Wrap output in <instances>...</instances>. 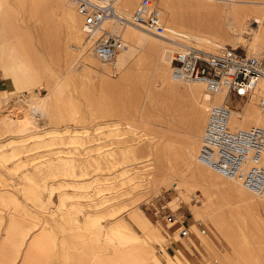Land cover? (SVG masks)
Here are the masks:
<instances>
[{
	"label": "bare ground",
	"instance_id": "1",
	"mask_svg": "<svg viewBox=\"0 0 264 264\" xmlns=\"http://www.w3.org/2000/svg\"><path fill=\"white\" fill-rule=\"evenodd\" d=\"M29 1L34 14L40 9L45 11V8L48 7L46 9L49 10L47 12L48 17L53 13L51 9L54 8L53 10L59 11L56 12L63 19V21L62 19L60 21L63 23L65 38L62 37V41L56 40L55 49L59 54L61 53L62 58H60L62 60L58 61L63 66L58 70L55 69L52 81H49L50 83L45 88L46 90H42L46 91L44 95L39 94L40 90L38 88L37 93L25 99V88L34 87L38 82L37 77L39 76L36 74L37 72L34 73L30 69L31 67L19 58H13L14 60L12 59L11 63L9 61L7 65L1 64L2 72L11 79L13 89L9 93L4 91L5 94L0 97V127L4 128V132H0V137L4 133L11 134L5 144L0 142V164L13 158L15 159V164L7 167L8 172L15 171L19 167L28 164L34 172L41 175L40 177L58 179V184L65 185L68 183L69 187L77 185L79 178L87 177L90 179L89 174H91L90 171L92 169L88 168L93 166L94 171L98 175L95 177L98 181L95 184L97 192L91 194L96 195L98 193V195L96 197L91 194L87 195L92 197L90 198L92 202L73 201L67 205L61 201L56 205V209L52 213L63 220L72 221L74 228H79L83 224L95 226L97 230L91 237L94 241H99L101 233L107 245H111L110 247L106 245L107 251H104L103 254L111 255L112 253L111 256L118 258V264H120L121 260L123 264H162L154 255L150 243V239L160 240L162 236L156 226L146 225L144 218L138 212L139 206L137 205L149 196L152 186L155 188L153 194H158L162 191L161 188H166L167 186L174 189L176 195L168 203L177 204L180 200L187 202V199H191L193 196L187 195V190L195 183H199L204 186V189L207 188L209 192H212L206 196L207 200L206 202L204 201L205 203L202 204L201 208H197L196 205H189L193 215L198 218L202 217L212 220L211 222L214 223L216 229L221 232L232 247V254L226 251L222 252L209 242L206 236L201 235V243L211 255L210 262L212 264H261L258 260V254L261 253L260 243L262 240L257 245L252 243V241H258L264 237V189L260 192H255L244 186L237 178L227 177L204 164L198 157L209 110L215 106L226 104L228 106L232 103L231 97L237 96L229 94L226 97L223 91L210 92L201 82L177 80L171 75L169 63L171 54L175 50L194 47L198 50L201 49V51L214 53L219 47L224 45L227 39L234 42L233 46L231 45L232 43L230 44L234 48L241 46L248 54L264 55V0H156L153 8L157 6L161 9H157L155 12L165 28L164 34L157 39L151 38L149 34L139 30V27L137 28V26L122 19H105L103 22L105 29L119 28L121 30L123 47L117 52L109 65L101 63L102 66L99 67L81 30V17L70 0ZM140 1L116 0L114 6L119 15L127 18ZM135 2L137 3L136 5ZM24 3L25 0H0V9L2 8L1 5L6 6L5 4H7L8 8L12 7V11L8 10L7 12L8 16L13 11L16 16H20L22 14L21 7ZM150 4L152 5L151 1ZM203 13L207 14H204L207 18L202 17ZM14 14L12 13V15ZM45 16L43 14V17ZM45 21L47 26L45 27L44 24L43 26L47 30L49 28L48 23L50 24L52 20L50 22L48 20ZM251 23L256 24L251 25ZM55 26L56 24L54 29L51 28L53 31ZM37 27L39 28V26ZM43 28L42 30H44ZM56 29L58 28L56 27ZM67 47H70V49H67ZM14 51L15 49L13 50L12 47L10 49L11 57H14ZM1 57H3V60L4 56ZM1 57L0 63H2ZM15 57L17 58V56ZM23 60L25 61V59ZM112 68L117 71L118 76L116 79L111 80L110 77L112 75L110 76L109 74ZM148 71L153 73L155 82L158 83L152 85L149 90L148 99L150 102H153L155 97L157 99L158 96L166 98L168 101L169 99L171 101L172 98L188 96L189 98L191 97V100H199L198 115L196 108L195 110L192 108V119L190 118L191 120L187 122V135L177 150L176 156H174L178 157V165L181 166L179 168L181 172L179 174L170 173L168 179L165 180L163 179V174L161 178V175L157 174V172H164V169L174 172L173 169H175L174 166L170 165L171 163L169 164L172 157L169 154L172 152V141L168 137L170 133L166 131L170 129L165 132H155V135H153L152 144L148 145L145 154L142 155L149 160L143 172L141 170L132 172L130 167L122 166L123 161H128L131 157L136 158L134 156L135 145L129 142L134 139L128 140L121 136L135 127L133 117H129V113L133 111L128 113V107L130 108L131 105L130 103L126 104V101L122 99V90L126 86L124 85L125 82L129 81H137L142 90H146L147 87H145L144 82L147 79V74H149ZM76 76L86 79L88 85H94L93 90H98L100 93V99L98 101L96 99L97 105L94 103L97 109H94L92 104V100L95 99L92 97L91 100V97H89L95 96V91L91 94L92 89L89 91L90 88H88V92L86 89L81 92V96H77L74 95L72 87L69 89L72 84L74 85ZM180 82L189 83L185 84L187 90H180ZM129 86L127 84L128 89H132ZM259 86L260 88H256L248 98H242L247 100L242 105L236 103L240 108L232 109L231 106V108L228 106L230 109L228 127L231 130L264 124V114L258 105V99L264 93L263 82H260ZM157 87L159 88L157 89ZM118 90H121V94ZM128 91V94H130V90ZM124 93L128 96L126 91L123 92V95ZM115 94H120L121 96L119 97ZM81 98L86 102L84 107L89 111L91 119L95 120L94 125L97 126L95 129H99L94 134L102 132L100 135L94 137V135H89L88 132L76 134L69 129L58 131L48 128L47 125L54 117L56 111L64 105L74 119L75 113L78 112V103ZM173 107L170 103L163 106L167 114L173 113L175 110ZM90 110L96 112V114L90 112ZM181 113H184V109ZM100 118L105 120L99 121L98 119ZM176 119L177 117H175ZM179 120L181 121V119ZM184 124L183 126L185 127ZM83 136H87L85 141L82 140ZM109 136L111 138L118 136V138L109 141ZM101 138L104 140H101ZM86 142L87 144L89 143V146L82 147L85 148L83 151H78L74 148L67 150L68 146H62L68 143L72 145L79 143L84 146ZM56 144L57 146L51 147V145ZM159 144L164 145L165 153H159L162 150L158 147ZM6 145L9 147L8 149L4 148ZM74 146L76 147V145ZM257 164L264 167V148ZM158 168L160 171H157ZM124 171H129L126 181H122L120 178ZM158 177L160 178L158 179ZM32 178H34L33 174L22 173L19 179L32 181ZM45 183L43 180L38 186H45ZM160 183L165 185L162 186ZM9 187L13 189L11 184H9ZM52 190L53 188L50 186L49 191L52 192ZM213 193L223 195L224 198H222L226 199V201L222 200L223 202L221 203L219 201L218 205L215 204L216 206L209 208L207 203L211 202ZM229 198L233 200L228 201ZM84 206L85 208H83ZM239 207L243 208H240V210L238 209ZM81 208L85 210L83 221L82 224H76L79 223L78 219L70 214V211L77 212ZM65 211H69V213L66 212L65 217H63V212ZM47 222L52 224L51 220ZM131 222L143 227V236L137 235L133 231ZM168 223L169 231L174 235L173 238L182 237L180 235L181 230L186 229V227H183L184 221L182 217L176 216L173 221ZM13 228L18 230L15 238L13 237L14 234H11ZM38 228L34 223L21 226L10 221L7 231L5 229V232L1 233L2 228L0 229L2 242L10 241L12 239L11 236L14 238L12 239V242L14 240V246L11 245L12 243L9 244V241L7 242L10 247L12 246L11 250L14 253L9 256L11 258H8L9 261L7 260L6 264H20L21 260L23 264L32 262V253L39 251L42 245L40 236L43 232H40L42 228L36 232ZM15 229L14 231L16 232ZM12 252L10 251V253ZM164 256L168 264H175L171 260L172 256L165 251ZM94 261L99 262L101 259L95 256Z\"/></svg>",
	"mask_w": 264,
	"mask_h": 264
},
{
	"label": "rangeland",
	"instance_id": "2",
	"mask_svg": "<svg viewBox=\"0 0 264 264\" xmlns=\"http://www.w3.org/2000/svg\"><path fill=\"white\" fill-rule=\"evenodd\" d=\"M138 1L139 0H137V2ZM150 1L154 7L156 4V0H150ZM136 4L137 3L135 2V5ZM5 5L6 6L1 5L2 8L0 9V26H1L0 27V57L4 56L3 60H2L3 57H1L2 63H0V97L3 94H5V92L9 93L13 89V86L11 85V79L9 78V76L4 75L2 72V65H7L9 61L11 63L13 58L21 59V61H23L25 64L31 67L30 69L33 70L34 73L37 72L36 74L39 76L37 77L38 82L35 84L34 87L25 88V99H28L31 96H33L35 93H37L38 88L40 90L39 94L44 95L46 91H42V90H46L45 88L48 86V83L52 81L55 69L58 70L60 69L61 66H63V64L62 63L59 64V61H58V60H62L61 59L62 56L60 55L61 53L59 54L55 49L56 42L58 40L62 41V39L65 38L64 32H63V23H62L63 19L58 16L59 14L58 10L56 9L53 10L54 8L51 9V11L53 12L52 13L53 17L52 15L48 17L47 12L49 10H46V9H48L49 7L45 8V11L40 9L38 10L39 13L38 11H36L34 14V12H32L31 10L29 0H25L24 5L21 7L22 14L20 16L19 15L16 16L14 14V11L12 12L14 15L10 13L9 14L10 16H8L7 12L8 10H11L12 7L8 8L7 4ZM157 9L161 10L156 6L154 10L157 11ZM42 13L44 14V16L45 15L46 16L43 17ZM28 14H30L31 16ZM204 14L206 13H203L202 17L207 18L206 17L207 14L205 16ZM19 18H22V19H19ZM42 18L44 22L42 21ZM54 18L56 21L54 20ZM60 19H62V21H60ZM45 20H48L49 22L52 20L54 22V23L52 21L50 22V24L52 23L53 26L52 24L50 25L48 23V26H49V28L47 27L49 29L48 32H47L48 29L45 30V27L47 26L45 25L46 24ZM1 23L2 24L4 23V24L2 25ZM43 24L45 27L43 26ZM55 24H56L55 30H57L58 33L55 32V30L53 31L51 29V28L54 29ZM255 24L256 23H251V25H255ZM37 26H39V28ZM56 27L58 29H56ZM59 27H60V30H59ZM42 28L44 30H42ZM138 29L149 34V36L153 39H157L160 37L152 33L146 32L140 27ZM44 31H46V33H44ZM233 43L234 42L230 41V39H227L224 45L233 46L234 45ZM12 47H13V50L15 49L14 54H13L14 57H11L12 54L10 52V49H12ZM236 48L239 50L245 51L241 46H238ZM67 49H70V47H67ZM69 52L71 51L69 50ZM204 52H207V51H204ZM15 56H17V58ZM23 59H25V61ZM95 60L98 62L97 63L98 67L102 66L101 63L97 59ZM30 62H31V65H30ZM111 72L109 74L110 76L112 75L111 77L109 76L110 79L111 80L116 79L118 76V73H116L117 71H115L114 68H112ZM127 84L128 86L131 85L129 86V88L131 87L132 89H128ZM154 84H158V83L155 82L153 73L149 72V74H147V79L144 82L145 87H147L146 90H142V87L139 86L137 81L125 82L124 85L126 86L122 91L123 92L126 91L128 96H126L124 93L125 95L124 97L123 92L121 94L120 93L121 90L120 91L118 90L119 93L122 95V99L126 101V104L130 103L131 107L130 108L128 107V113L133 111L132 113H129L130 114L129 117L131 116L133 117L134 124H135V127L133 128V130H129L126 134H122L121 136L122 137L124 136L123 138L128 139V140L134 139V140H131L132 142L131 141L129 142L135 145L134 146L135 147L134 156H136V158L134 159V157L133 158L131 157L130 160L123 161L122 166L130 167L132 172L136 170H139V171L141 170V172H143L145 168L147 167L146 165L149 163V160L145 159V157H143L142 155L145 154L146 148L148 147V145L152 144L153 135H155V132H162V131L165 132L167 129H170L169 131H166L170 133V136L168 137L172 141V150H171L172 152L169 153L170 157L171 156L172 157H171L169 164L171 163L170 165L174 166L175 169H173L174 172L169 171L167 169H164V172H162L160 171L159 168L157 169V171H160V173L157 172V174L161 175V178L164 176L163 179L165 180V179H168V177L170 176V173L179 174L181 172V169H179L181 168V166L178 165L179 164L178 157H174V156H176L177 150L179 149L180 145H182L187 135V131H188L187 122L192 119V115H193L191 113L192 112L191 109L193 108V110H195L196 108V112L198 115L199 100L198 101L197 100L195 101L194 99L191 100V97L189 98L188 96V97H180V98L176 97V98H172L173 101L172 99L171 101L170 99L168 101V99L166 98L164 99L163 97L158 96L157 99L155 97L153 102H150L148 99L149 90L151 89V86ZM185 84H189V83H181V82L179 83V88L181 91L187 90ZM71 87L74 90V95H77V96H81L80 95L81 92L86 89L88 92V88H90L89 91L92 89L91 94L93 91H95L96 95L94 94L95 96L92 95L89 97H91L90 98L91 100H92V97L93 99H95V100H92L93 101L92 104L94 105L93 108L97 109L95 104L100 99V93L98 92V90H93L94 85L92 84L88 85L86 79H84L81 76H76L74 80V85L72 84L69 89H71ZM158 88L159 87H157V89ZM128 90H130V94H128L129 93ZM134 90L136 91L134 92ZM133 93L134 94L136 93V94L134 95ZM120 94L119 95L115 94V95L120 97L121 96ZM181 98H185V99L182 100ZM231 98H232L231 99L232 103H230L229 105L232 107V109L240 108V106L238 107L236 103H240L242 105L245 101H247L245 99L234 97V96H232ZM84 103L86 104L84 99L83 100L82 98L79 99V103H78L79 108H78V112L75 113L74 119L70 116V113L67 110V107L65 105L62 106L60 109H58V111H56L54 117L50 120V123L47 125L48 128H53L58 131H64V130L69 129V130H72V133H76V134H85V132H88L89 135H92V136L94 135V137L100 135L102 132L101 133L97 132L96 134H94V132L99 131V129L98 128L95 129L97 127L94 125L95 120L91 119L92 117L90 116L89 111L85 109L86 107H84L85 106ZM167 103L168 104L170 103V105H173L174 106L173 108H175L172 114L168 113L169 115L164 111V108H163L164 104H167ZM183 109H184V113H181ZM90 112H94V111L90 110ZM94 113L96 114V112ZM174 116L177 117L176 120ZM181 117L184 119H182ZM178 119H181V121L180 120L178 121ZM98 120L104 121L105 119L100 118ZM170 121H171V124L169 125ZM183 123H185L184 124L185 127L183 126ZM33 131H36V130H33ZM0 132H4V128L0 127ZM144 134H147V135H144ZM10 137H11L10 133L2 134V136L0 137L1 144L3 143L5 144ZM86 138L87 136L85 137L83 136L82 140L85 141ZM108 138H109V141H112V140H115L114 138H118V136H115L112 138L109 136ZM101 140H104V139L101 138ZM78 144L79 143L77 144L74 143L72 145L68 143L62 146H68L66 148L67 150L74 148V149H77L78 151H83L85 148H82V147H86L87 145L89 146V143L87 144V142L85 143L86 145L84 146L81 144L79 145ZM74 145H76V147ZM53 146H57V144L51 145V147ZM158 147H160V149L163 150V151L162 150L159 151V153L163 154L166 152L163 144H159ZM4 148L8 149L9 147L6 145ZM175 159L177 160V162ZM130 162H134V163L130 164ZM14 164H15V159L13 158L10 160H6L0 164V169L3 168L2 170H0V229L1 228L3 229V230L1 229V233H4L5 231H7L10 221L14 222L16 225H21V226H25L28 223L29 224L34 223L37 225V228L39 227L36 232H38L42 228L40 231L41 233L43 232L42 235L40 236V242H42L41 243L42 245L39 251L37 250V251H34L35 253H32L31 259L33 263L31 262L30 264H118V261H117L118 258L111 256L112 253L111 255L103 254L104 251H107V247H106L107 242L104 240L103 235H101L100 233L99 241H94L93 238L91 237L92 234L95 233L97 230L95 226H88L86 224H83L79 228H74L72 221H68V219L63 220L61 217L54 215L52 213L56 209V205H58L61 201L67 205L73 201L82 202V203L92 202L91 201L92 199H90L92 197H88L87 195L91 193L95 194V192H97L96 190L97 188L95 187L96 186L95 184L98 181L95 178L98 175L94 171L93 166H90L88 168L90 170L92 169L90 171L91 174H89L90 179H88L87 177H86L87 179L85 177L79 178L78 179L79 183L77 185H74V187H69L68 183H66L65 185L58 184L57 183L58 179L54 180V179L40 177L41 175L34 172V170H32L31 166L28 164H25L19 167L15 171L8 172L9 170H7V167H11ZM132 167L134 168L132 169ZM128 172L129 171H124L122 173V175L120 176L122 181L127 180ZM22 173H25L28 175L33 174L34 178H32V181L20 180L19 178L21 177ZM90 175H92L93 178ZM132 175H136V174H132ZM159 178L160 177H158V179ZM43 180L46 182L45 186L39 187L38 184H41ZM19 181L20 182L23 181V182L20 183ZM9 184H11L13 189H10ZM164 185L162 184V186ZM50 186L53 188L52 192L49 191ZM152 187L153 188L150 190V193L148 194L149 196L146 195L148 197L145 200L140 201L139 202L140 204L138 203L139 205L137 206H139L138 212L144 218L146 225L156 226V228L158 229L159 233L162 236L160 240L150 239V243L153 248L152 249L153 253L162 264H168L167 259L164 256V251L167 252L170 256H172L171 260L175 264H212L210 262L211 255L209 251H207V248L201 243V240H200L201 235L206 236L208 241L211 242L216 248H218L222 252L226 251L232 254L231 245L227 242V240H225L221 232H219L218 229H216L214 223L211 222L212 220L210 221V219L208 218L195 217L193 215L192 209L189 206V205H196L197 208H201L202 204L205 203L207 200L206 196L210 194V192L212 191L209 192L207 188L204 189V186L200 185L199 183H195L194 185L190 187V189L187 190V195H193L192 197L189 196L191 197V199L188 198L187 202L180 200L179 203L174 204L173 202L168 203V201L172 200L173 197L176 195V192L174 191V189H172L170 186H167L166 188L165 187L161 188L162 191H160L158 194H153V191L155 188L154 186ZM12 190H15V191H12ZM96 195H98V193H96ZM96 195H93V197H96ZM222 197L223 195L221 196V194L213 193L211 196V202L207 203V207L212 208L216 206L215 204L218 205L219 201L220 203L223 201H226V199H223L224 197L223 198ZM232 200L233 199L229 198L228 201H232ZM162 205H165L163 209L161 208ZM83 208H85V206ZM83 208H81L80 211H77V212L70 211V214H72L73 216H75V218L78 219L79 223H76V224H82L83 214L85 212ZM240 208H243V207H239L238 209ZM156 210H159L160 212V214L158 213L159 215L154 214ZM170 211H173L174 214H176V216L182 217L184 221L183 227H186L188 231L187 235L182 236V237L179 236L175 239L173 238L174 235L170 233L169 226L167 225L166 221L163 219V216L169 213ZM66 212L67 211L63 212L64 214L63 217H65ZM67 213H69V211ZM48 220H51L52 224H50V222H47ZM131 228L137 235L143 236L144 229L142 226L138 225L137 223L131 222ZM14 229L15 228L11 230L12 231L11 234H14L13 237L15 238L17 236L15 234L18 233V230L15 229L16 230L15 232ZM201 229H204V233L201 232ZM13 237L11 236L12 239H14ZM12 239H10L11 242L9 240L8 241H9V244L12 243L11 245L14 246L13 245L14 240L12 242ZM261 240H262V242L260 243L261 253L260 252L259 253L261 254L262 257L260 256V254H258L259 255L258 260L260 261L261 264L262 263L264 264V260H263L264 259V237L258 241H255V242L252 241V243H255L257 245ZM8 241H5L6 243L2 242V239L0 237V264H6V262H8L9 259L11 258L9 256L11 254L13 255L14 253L12 252L13 250H11L12 246L10 247V245L7 244ZM107 246L110 247L111 245H107ZM10 251L12 253H10ZM95 256L99 257L101 261L99 262L94 261ZM21 263H22V260L20 264ZM120 264H123L122 260ZM124 264H127V263H124Z\"/></svg>",
	"mask_w": 264,
	"mask_h": 264
},
{
	"label": "built area",
	"instance_id": "3",
	"mask_svg": "<svg viewBox=\"0 0 264 264\" xmlns=\"http://www.w3.org/2000/svg\"><path fill=\"white\" fill-rule=\"evenodd\" d=\"M115 1L70 0L81 17V30L88 47L102 64H109L123 47L121 30L105 29V19H122L157 36L165 32L150 0H141L127 18L116 12ZM169 65L173 78L201 82L208 91H223L226 97L234 94L248 98L256 88H260V82L264 84V55L248 54L231 46L223 45L214 53L192 47L175 50ZM258 105L264 114V93L259 97ZM228 106H215L209 110L198 157L221 174L237 178L247 188L260 192L264 189V167L257 162L264 148V124L231 130L228 127ZM164 207L162 205L161 208ZM158 213L159 210L154 212L155 215ZM175 218L173 211L163 216L166 223ZM187 234V228L181 230V236Z\"/></svg>",
	"mask_w": 264,
	"mask_h": 264
}]
</instances>
